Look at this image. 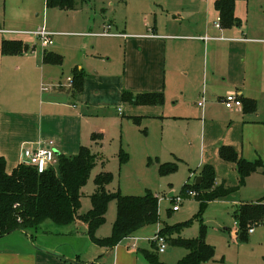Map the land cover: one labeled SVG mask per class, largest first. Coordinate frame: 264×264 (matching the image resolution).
Listing matches in <instances>:
<instances>
[{
	"label": "rangeland",
	"instance_id": "1",
	"mask_svg": "<svg viewBox=\"0 0 264 264\" xmlns=\"http://www.w3.org/2000/svg\"><path fill=\"white\" fill-rule=\"evenodd\" d=\"M45 2L0 0V26L12 31L11 35L15 33V37L28 45L36 43L31 33L37 27L45 26L53 31L54 44L44 48L37 43L35 49L39 59L43 49L56 51L62 56L61 64L53 66L59 75L63 74L65 83L67 75L73 74L77 67L84 74L110 73L119 76L130 68L132 53L125 46L124 38L87 34L90 31H101L105 21H111L120 31L129 33L137 29L140 32L146 31L143 20L152 24L155 15L159 20H173L177 16L182 19L175 20L193 21L204 19L206 15L209 20H217L215 15H208L209 0H76L72 9L47 8ZM236 2H241L242 19H245L248 10L252 16L255 12L254 18L262 20L261 28L264 30V0ZM211 10L215 12L213 3ZM161 12L163 16L159 15ZM111 31L118 30L113 28ZM254 53L250 60H246L245 87L257 95L254 98L257 117L254 111V114L237 115L235 110L227 109L220 101L213 100L212 95L216 89L208 76L202 74L200 85L191 82L167 83L166 86L165 83V88L161 90V106L133 103L129 107L130 102L123 99L121 102L116 92L117 103H112L110 110L99 109L97 116L89 117L93 131H101L103 134L99 142L90 141L86 144L96 155V161L87 183L81 189L80 212H86L91 207L90 196L95 192L94 180L100 171H107L112 176L106 186L109 192L137 197L150 193L158 202V222L139 229L117 244L124 249L137 251V264H152L142 255L141 249L154 253L160 263L176 264L182 259L186 249L167 243L164 252H157V245L152 242L157 227L178 223L186 224L180 226L179 231L169 238L192 239L203 234L205 242L214 249V258L209 264H264V219L255 222L252 233H246V238L241 240L238 238V224L234 216L239 204L264 200V83L258 88L255 77L258 75L259 59L256 51ZM131 79L134 83L143 81L135 71ZM153 84L150 81L147 85L151 87ZM181 88L184 90L183 95L180 93ZM124 91L128 90L123 89L121 93ZM202 92L204 99L200 98ZM230 93L234 92L224 86V95ZM199 101L204 103L203 111L198 106ZM118 108L123 111V116L118 115ZM129 109L136 111L133 113L135 116L127 112ZM129 115H133L132 123L128 121ZM223 136L235 142L237 149L233 148L245 160L252 162L260 159L263 162L243 183H239L234 163L222 161L219 157V140ZM121 149L127 154L124 160L120 158ZM162 163L175 164L176 169L162 174L159 170ZM204 164L214 167L215 180L218 175V179L224 178L227 185L239 186L201 207L197 198L185 196L182 188L185 183L196 181L195 177ZM178 195H182L183 199L178 202L179 209L172 211L173 197ZM116 209V200L111 199L107 205L105 221L95 230L96 238L104 239L112 235ZM79 225L50 224L48 226L55 235H46L45 240L67 237L82 253L80 260L74 261L103 264L104 255L96 254L88 261L87 256L93 255L97 246L86 235V229ZM78 227L79 230L76 229ZM71 231H77L73 233L75 240L70 235ZM29 233L37 243L41 240L35 236V231L30 230ZM133 243L136 245L134 248L130 247Z\"/></svg>",
	"mask_w": 264,
	"mask_h": 264
},
{
	"label": "crops",
	"instance_id": "2",
	"mask_svg": "<svg viewBox=\"0 0 264 264\" xmlns=\"http://www.w3.org/2000/svg\"><path fill=\"white\" fill-rule=\"evenodd\" d=\"M214 2L215 0H209L208 15H215L218 19L215 7V12L211 10ZM240 3L236 2L234 8L239 24L229 27H216V20H209L207 15L204 19L193 21L175 20L179 18L177 16L173 20H159L155 15L152 24L143 20L146 31L140 32L137 29L130 30L129 33L120 31L111 21L103 22L101 31H90L87 34L124 38L125 46L132 53L130 68L125 69L122 76L110 73L84 74L83 88L79 94L73 92L71 81L68 80L73 74L67 75L65 83L63 74L59 75L53 64L42 62L43 51L39 59L35 49L38 41L32 34L36 43L27 44L29 49L25 53L3 55L0 52V158L5 161L6 172H11L22 163L21 151L24 145H37L52 140L56 154L75 155L81 146L91 150L86 144L90 141L99 142L101 138L97 136L94 140L92 134L103 133L93 131L89 117L97 116L99 109L110 110L111 104L117 103L116 92L120 95L119 100L121 97L120 101L123 102V89L131 92H160L165 88V83L166 86L167 83L191 82L200 85L204 75L208 76L211 85L216 89L212 99L220 101L222 105L224 86L241 99L254 100L257 95L247 91L245 87L246 60H250L256 51L259 67L255 80L258 88H261L264 83V30L261 28L262 20H255V12L252 16L248 10L245 19H242ZM159 15L163 16V13ZM106 24L111 26L110 33L114 35H100ZM113 28L118 31L112 32ZM10 32L12 31L0 26V47L2 40L22 41L14 36L15 33L11 35ZM152 34L155 36H151ZM43 50L58 53L49 49ZM76 70L81 69L77 67ZM133 71L140 75L142 82L132 81ZM150 81L154 83L151 87L147 85ZM180 93L184 94L183 88ZM201 97H205L203 92ZM131 106L130 102L129 107ZM199 107L203 111L204 103ZM93 110L95 111L92 113ZM230 110H235L237 115L256 113V110L254 113H245L242 106ZM117 111L118 115L123 116L120 108ZM127 112L133 114L136 111L129 109ZM133 115L128 116L131 123ZM255 115L258 116L257 113ZM221 145H232L237 149L235 142L227 140L225 136L219 140L218 148ZM216 177V184L226 183L224 178L219 180V176ZM50 224H46L44 230L35 231V236L41 239L38 243L32 239V235L30 238V233L22 230L1 236L0 264H86L87 261H74L80 260L82 253H79L73 241L67 237L45 240L46 235H55L48 226ZM73 224H80L79 226L86 229V225L80 220ZM160 228L162 227L156 229ZM76 229L79 230V227ZM71 232L70 235L75 240L73 233L77 231ZM63 246L66 248H62ZM96 254L104 255L103 264H137L139 257L137 251L121 246H97L94 254L87 256L88 261Z\"/></svg>",
	"mask_w": 264,
	"mask_h": 264
},
{
	"label": "trees",
	"instance_id": "3",
	"mask_svg": "<svg viewBox=\"0 0 264 264\" xmlns=\"http://www.w3.org/2000/svg\"><path fill=\"white\" fill-rule=\"evenodd\" d=\"M45 5L61 9H72L76 0H45ZM236 0H215L214 7L219 15V24L229 27L239 24L234 14ZM29 46L22 41L2 40L0 52L4 54H23ZM42 62L48 64H61L62 56L52 51L43 50ZM84 73L75 70L71 77V86L75 94L83 88ZM123 101L132 104L159 105L163 103V92L133 93L124 91ZM244 111L256 110L254 100L241 99ZM101 134L93 133L95 140ZM219 157L235 164L239 183L263 164L260 159L247 161L229 145H221L218 150ZM57 163L39 172L36 167L20 163L11 172H6L5 161L0 158V237L15 230L29 231L44 230L48 223L58 226H68L76 220L86 225V235L95 245L103 248H112L122 239L129 237L139 229L158 222V202L150 193L143 197L111 193L106 186L111 182L112 176L107 171H100L95 176V192L90 196L91 207L80 213L81 189L87 183L90 172L95 165L96 155L86 147L81 146L75 155L57 154ZM120 158H127L126 152L120 151ZM175 164L162 163L159 170L162 174L173 172ZM199 182L185 183L182 192L188 189L196 192L195 197L203 207L208 201L223 197L239 185L230 186L225 182L215 183V171L211 164H204L199 171ZM111 199L116 200V220L113 223L112 235L99 239L94 236L95 230L105 221L107 205ZM238 224V238H246L248 228L255 222L264 219V200L256 203H241L234 213ZM186 223L173 226H163L158 230L160 235L166 237L167 242L186 249V254L176 264H208L214 257V249L204 240L203 234L197 238H169L179 231V227ZM30 237L31 234H30ZM157 245L155 241L152 240ZM157 252L158 248L156 247ZM147 261L152 264H165L157 261L154 253L146 250L140 251Z\"/></svg>",
	"mask_w": 264,
	"mask_h": 264
},
{
	"label": "built area",
	"instance_id": "4",
	"mask_svg": "<svg viewBox=\"0 0 264 264\" xmlns=\"http://www.w3.org/2000/svg\"><path fill=\"white\" fill-rule=\"evenodd\" d=\"M215 26L220 27L219 18L216 20ZM110 27L111 26L109 24H106L103 28V32L100 35H114L110 33ZM31 34L37 38L38 43H40L44 48L52 45L53 43L52 37L54 35V32L47 30L45 26H41ZM151 36L155 35L152 34ZM68 80L71 81V78H68ZM221 101L228 109L242 106L240 98L234 93L226 94L225 96H223ZM198 105H203V102H198ZM56 155L57 154L54 148V142L52 140L37 145H24L21 151L22 163L36 167L39 172H42L50 167H54L57 163ZM184 195L195 196L196 192L194 190L188 189L185 191ZM182 199V195L173 197L172 201L174 202V204L172 206V211H176L179 209L178 202H180ZM252 231L253 227H249L248 233H251ZM152 240L157 243L158 252L165 251L168 243L166 237L160 235L157 231L154 234ZM130 247L134 248L136 247V245L133 243Z\"/></svg>",
	"mask_w": 264,
	"mask_h": 264
},
{
	"label": "water",
	"instance_id": "5",
	"mask_svg": "<svg viewBox=\"0 0 264 264\" xmlns=\"http://www.w3.org/2000/svg\"><path fill=\"white\" fill-rule=\"evenodd\" d=\"M200 180H201V176H198L196 182H199Z\"/></svg>",
	"mask_w": 264,
	"mask_h": 264
}]
</instances>
